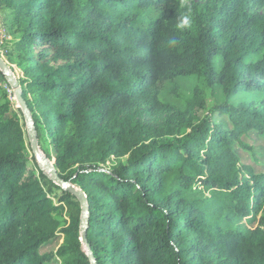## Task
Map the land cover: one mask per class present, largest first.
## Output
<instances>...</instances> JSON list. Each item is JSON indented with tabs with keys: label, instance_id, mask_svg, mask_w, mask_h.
Returning a JSON list of instances; mask_svg holds the SVG:
<instances>
[{
	"label": "trees",
	"instance_id": "trees-1",
	"mask_svg": "<svg viewBox=\"0 0 264 264\" xmlns=\"http://www.w3.org/2000/svg\"><path fill=\"white\" fill-rule=\"evenodd\" d=\"M0 23L40 150L86 195L96 264H264V170L236 149L261 162L240 137L264 133V0H0ZM190 76L222 100L176 107L154 89ZM1 99L0 264H91L78 199Z\"/></svg>",
	"mask_w": 264,
	"mask_h": 264
},
{
	"label": "rangeland",
	"instance_id": "rangeland-1",
	"mask_svg": "<svg viewBox=\"0 0 264 264\" xmlns=\"http://www.w3.org/2000/svg\"><path fill=\"white\" fill-rule=\"evenodd\" d=\"M200 1V0H199ZM11 40V35L7 33V31L2 27L0 23V57L8 64L9 67L13 68L12 73L14 74V77L17 78L20 76V72L18 69L14 67V65H11L4 55L3 52V46L7 45ZM258 58V56L251 57L250 60L254 61ZM155 91L157 92L158 96L165 102L169 103L170 105H174L176 107H179L183 101L186 98H189L191 94L194 92V90H201L203 98L205 100L206 109L210 108L214 102H220L222 100L221 91L218 87L215 88H209L206 87L202 81L197 78L196 76H190L187 78H179L174 81L170 82H160L155 86ZM6 93L9 97V100L14 104V107H17V103L14 97L13 90L10 88V86H7V84L3 81L1 75H0V96L2 94ZM262 96L259 94H253V93H242L237 96H235L232 99L233 104H237L238 102L242 101H249V100H259ZM3 102V99L0 101ZM205 112L204 109H201L199 111V115H203ZM4 117L6 114L3 115ZM216 120L223 121L226 125H228L227 118L224 117H216ZM141 121L143 123L151 124V125H157L161 121V115L155 114V115H149L147 112L141 116ZM240 139L252 146V150L254 152V155L257 156V158L261 161L260 163L254 162L253 158L251 157L250 152L243 151L236 145V149L238 150L241 158L246 161L250 162L256 169H262L264 170V133L258 134L256 131H252L248 133L247 135H242ZM42 152V151H41ZM61 239H57L54 241L49 242L47 245H45L42 248V252H46L49 250H55L57 245L60 243ZM46 264H57L55 260H52L50 262H47Z\"/></svg>",
	"mask_w": 264,
	"mask_h": 264
},
{
	"label": "water",
	"instance_id": "water-1",
	"mask_svg": "<svg viewBox=\"0 0 264 264\" xmlns=\"http://www.w3.org/2000/svg\"><path fill=\"white\" fill-rule=\"evenodd\" d=\"M0 72L3 74L10 88L13 90L14 97L17 103V107L22 112L24 123H25L26 135H27V138L30 144L32 154L39 168L55 184L60 186L63 190L71 193L78 199L81 210H82L81 216H80V232H81L80 240L82 241L84 245V249L86 251V254L88 256L90 263L96 264V261L90 250V246L87 243L86 238H85L87 222H88V204L86 200V195L75 184H72L70 181H65L61 179L58 175V171L52 165V162L49 159H47L45 155L41 152L38 142H37V135H36L35 127H34V122L31 117V113L29 109L24 99L22 98L20 86L16 78L14 77V74L10 70V67L8 66V64H6V62L1 57H0Z\"/></svg>",
	"mask_w": 264,
	"mask_h": 264
},
{
	"label": "clouds",
	"instance_id": "clouds-1",
	"mask_svg": "<svg viewBox=\"0 0 264 264\" xmlns=\"http://www.w3.org/2000/svg\"><path fill=\"white\" fill-rule=\"evenodd\" d=\"M191 23H192L191 16L185 13L178 17L175 27L177 30H185L191 26ZM171 43L175 44L176 41L172 40Z\"/></svg>",
	"mask_w": 264,
	"mask_h": 264
}]
</instances>
